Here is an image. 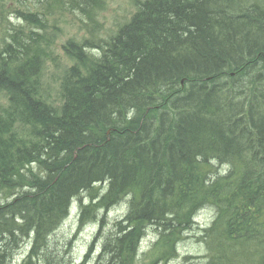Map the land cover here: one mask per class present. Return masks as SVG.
<instances>
[{"label": "trees", "instance_id": "obj_1", "mask_svg": "<svg viewBox=\"0 0 264 264\" xmlns=\"http://www.w3.org/2000/svg\"><path fill=\"white\" fill-rule=\"evenodd\" d=\"M54 2L84 16L106 5ZM39 3L46 11L21 12L28 29L0 49V92L12 102L0 105V239L13 246L0 264L19 247L16 231L20 240L33 237L22 264H50L41 252L49 254L48 237L74 198H90L79 231L100 224L97 210H111L132 185L142 190L100 244L96 264L135 260L117 261L133 258V239L147 226L164 234L180 225L184 238L206 206L216 218L200 239L212 264H264V0H137L121 43L104 41L102 58L85 53L92 42L63 46L74 64L63 74L55 115L41 80L51 6ZM214 162L228 174L219 177ZM103 182L106 195L93 187Z\"/></svg>", "mask_w": 264, "mask_h": 264}, {"label": "rangeland", "instance_id": "obj_2", "mask_svg": "<svg viewBox=\"0 0 264 264\" xmlns=\"http://www.w3.org/2000/svg\"><path fill=\"white\" fill-rule=\"evenodd\" d=\"M40 1L46 0H0V49L4 46L3 41L8 34H14L15 30L28 29V25L20 21L17 11L22 10L27 13H41V11H46L45 3L40 4ZM137 0H105V9L99 12L97 23L95 24V31L93 35L88 31V28L84 27L83 24L86 21L84 16L80 11L74 10L76 8L66 7L60 8L54 0H49L51 7L49 8V13L46 15V29L42 32L45 34L48 41L45 48L47 50L46 62L43 66L42 81L43 86L47 88V95L50 100L55 99L56 104H58L59 96V83L60 78L63 76L66 69L71 67L74 62L71 61L64 53L63 46L68 40H76L79 43H83L86 39H106L109 35L116 31V25L119 23H126L130 21L137 7L135 2ZM144 1V0H140ZM44 43V42H43ZM96 54L95 51L90 50ZM45 96V94H44ZM5 95L0 92V99H4ZM35 172L37 170L34 169ZM97 189V188H96ZM98 191V189H97ZM99 192V191H98ZM82 195V194H81ZM88 193L82 195V201L88 198ZM90 199V198H89ZM89 202L88 200L86 201ZM80 202L78 200L73 201L71 205L68 216L65 220L61 222L59 228L48 237V247L46 252L50 254H56L55 257L58 258L61 264H77L90 250L91 244L94 243V248L97 249L96 253L91 256L92 260L87 264H96L95 258L99 252V244L103 246L107 237L112 231V225L117 221L116 217L121 213L119 207L113 208L106 213L104 211L97 210L96 214L102 219L99 223H88L80 228L78 231V218L80 212ZM96 209L94 210L95 213ZM213 211L210 208L201 211L196 220L194 229L185 235V243L181 247H178L179 256L172 261V264H202V257L206 255L207 249L204 245L197 239L200 235V231L203 225L210 223L213 219ZM104 220V221H103ZM98 225L102 226L101 230H98ZM99 234V237L95 236ZM94 239H96L94 241ZM33 237L22 239L19 241V247L15 250L13 256L5 264H20L28 256L30 249L32 247ZM145 249L144 251L146 252ZM40 252V251H39ZM145 254V253H144ZM49 257V255L41 252L40 256ZM191 255L195 259L190 261H185V257ZM183 256L181 259L180 257ZM42 258V257H41ZM37 262L38 264L43 263ZM226 259L223 261L225 264H235L240 261H232ZM251 260L248 263L251 264ZM254 263V261H253ZM252 263V264H253Z\"/></svg>", "mask_w": 264, "mask_h": 264}, {"label": "bare ground", "instance_id": "obj_3", "mask_svg": "<svg viewBox=\"0 0 264 264\" xmlns=\"http://www.w3.org/2000/svg\"><path fill=\"white\" fill-rule=\"evenodd\" d=\"M89 1H91V0H89ZM21 12H25V11L19 10V11H17V14L19 15L20 21L25 23L23 18L20 15ZM99 12L100 11H98L97 14ZM97 14L94 11V12H92V15L86 16V18H85L86 21L83 24L84 27L88 28V31L92 35H93V32L95 31V27H96L95 23H97V20H98V15ZM130 23H131V21H127L126 23L123 22V23L117 24L116 25V28H117L116 31L113 34H111L108 37H106V39H102V38L101 39H98V38L97 39H91L90 38V40L86 39L85 41H83V43L92 42L94 45H88L85 48V50H84L85 53H87L88 55H92V56H94V57H96L98 59L102 58L103 50L101 49V45H105V43L104 44H102V43L104 41H107V43H109L110 46L118 47V45L121 43L119 37L121 36V38H122L124 36L125 33H123V31H124L125 28H127L130 25ZM27 35H28V33L23 35V37H26ZM11 40H12V37L10 36V34H8V36L5 37L3 41L5 43H10ZM29 41H30V39L23 38L22 39V44H25V43L28 44ZM76 42L78 44H83V43H79L78 41H76ZM45 45H47L46 41L44 43L40 42V47L42 49H44ZM23 50L24 49H22V51ZM90 50L95 51L96 54L93 53V52H90ZM46 58H47V56L45 57V62H46ZM258 67H261V64H259ZM232 76H236V75H234V73H232ZM62 80H63V76L60 78L59 88H61V86H62V83H63ZM179 85H180V88L183 90L184 87H185L184 80L180 81ZM43 91H44V94H45V103L48 106L51 107L50 108V113H53L55 115V113H57L55 110H60L61 106H63V99L61 98L60 90H59V96H58L59 99H57L58 100V102H57L58 104H56L55 99L50 100V98L47 96L49 94H48V90H47V88H45V86H43ZM158 99H159V96H157V97L154 96V99L152 100V102H155ZM11 104H12V102H11L9 96L8 97H4L3 100L0 99V105L8 106V105H11ZM29 129H30V127H28V130ZM30 132L31 131H28L27 133H30ZM214 165L219 167L218 171L220 173H218V176L219 175L226 176L228 174V173H226V171L228 170V168H226V166L223 167L222 164H219V163L217 164L216 162H214ZM134 183L135 184H139L138 182H134ZM93 187L97 188L99 192L103 193V195H106L107 192H108L109 184L107 182L95 183V185ZM140 190H142V187H139L137 185H134V186L132 185V188L125 192V195L122 197L123 200L120 201L119 204H117V205L112 207V209L116 208V207L121 208V209H119V211H121V213H119V215L116 217L117 220L126 219L128 213H129V210H130V201L132 202L133 199H135V197L140 194ZM76 200H78V202H80L79 203L80 210H81V206H83V205L87 206L90 203L89 197L85 201H82V198H81V200H79L77 198H74L73 201H76ZM87 200L89 201L88 203L86 202ZM13 207H15V206H13ZM207 208L213 209L212 207H208V206H206V208H204V209H207ZM204 209L202 208L197 213V215L201 211H203ZM212 215H213V219L211 220L210 223H207V224L202 226L201 231H200L201 233H200V235L197 238L201 242V244L204 245L205 249H207L206 242L202 241L200 238L203 236V231L204 230L208 231V230H211L213 228V223H214V219L216 218V213H214V211H213ZM196 217L197 216H195V218H193L192 226L189 229L186 230L187 233L191 232L194 229L196 223L197 224L199 223L196 220ZM166 220L167 221L168 220L171 221L174 224V226H176L180 222L181 217H178L177 215H174L172 217L170 214H167L166 215ZM19 223L23 224V222H18V223H16V225L19 224ZM114 224L112 225L113 228H115ZM176 227H177V229H175V231L173 233H164L163 234L162 233L163 231H159L157 229L154 230L153 228L150 229V226H147L144 235H139V237L133 239V243L131 244V248H135L136 249L135 253L133 255V258H131L128 255V253H127V255H125L124 257L119 258L117 261H120V260L126 261L127 259H135V260L130 261L129 264H172V261L175 260L176 258H178V256H179L178 247H181L182 245H184L185 239H186L185 236L183 238L181 236V234H180V230H181L182 226L179 225V226H176ZM10 228L13 231H15L17 229V226L16 227L12 226ZM14 234L16 236L15 237L16 239L14 240V238H12L13 242L16 241V240L20 241V238L24 236V235H22V233H20L18 231H16ZM95 240L96 239H94V241ZM0 244H2L0 246V253L6 254V255L9 254L8 252L13 247L9 243V241H5L4 238H3V239H0ZM91 245L94 246V243H92ZM100 249H101V245L99 244L98 250H100ZM145 249H148V250H146V252H145L144 251ZM96 250L97 249L93 248L92 251L87 252L86 253L87 256L85 255L81 259V261H79L77 264H87V263H89V261L92 260L91 256L96 253ZM114 253H115V251H114ZM49 255H53V256H51L49 258L50 264H61V262H59L58 258L55 257L56 254H50L49 253ZM89 257H90V259H89ZM98 257H99V252L97 253V256H96L95 260L98 259ZM112 257H113V255H112ZM182 257L183 256H181L180 259ZM202 258H203V259H201V260H203L202 264H212V257L209 256L208 251H207L206 255L203 256ZM184 259L187 262V261H190L191 259H195V257H193L191 255H188V257L186 256ZM20 264H22V263H20Z\"/></svg>", "mask_w": 264, "mask_h": 264}]
</instances>
